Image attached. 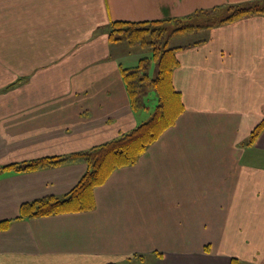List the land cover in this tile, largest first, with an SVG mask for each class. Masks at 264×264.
Here are the masks:
<instances>
[{
	"label": "crops",
	"instance_id": "0c3cea01",
	"mask_svg": "<svg viewBox=\"0 0 264 264\" xmlns=\"http://www.w3.org/2000/svg\"><path fill=\"white\" fill-rule=\"evenodd\" d=\"M258 1H0V165L87 150L150 117L155 93L133 106L122 76L143 54L98 26L211 15L174 36L192 40L170 45L175 120L94 188L93 208L19 218L22 203L66 194L84 161L2 171L0 221L10 222L0 229V264L138 255L153 264H264V128L248 143L264 118V13L218 23L228 6ZM155 72L152 63L146 73Z\"/></svg>",
	"mask_w": 264,
	"mask_h": 264
},
{
	"label": "trees",
	"instance_id": "16d2710c",
	"mask_svg": "<svg viewBox=\"0 0 264 264\" xmlns=\"http://www.w3.org/2000/svg\"><path fill=\"white\" fill-rule=\"evenodd\" d=\"M256 12L264 13V0L258 5L253 3L233 8V12L222 17L218 23ZM168 19L170 18L139 21L117 19L109 21V25L111 27L118 25L111 28L112 31H116L115 29L120 25H127V32H125L129 41L136 40L134 38L140 36L142 32L150 33L156 30L157 35L161 34V39L166 29L164 27L156 29L149 24ZM110 32L109 38L111 40L121 39L117 36L110 37ZM165 38L161 40H165ZM155 49L152 53V56L157 58V73L154 77H149L146 73L147 63H143L144 58H141L136 66L122 69L123 80L133 106L138 105L140 95H142L146 85L156 91L157 103L152 115L146 121L139 123L130 131L124 132L116 138L87 150L71 152L66 155H48L0 165L1 174L6 168L14 171H29L45 166H57L68 161H84L86 164L85 171L66 194L61 197L46 196L22 203L19 209V218L78 212L93 208L95 205L94 188L102 184L117 167L135 163L147 146L173 123L181 110V108L176 109L178 99L170 83L171 71L176 64V58L171 47ZM263 128L264 118L251 131L248 143H253ZM9 222V219L1 220L0 229H6ZM236 261L238 260L233 258L231 264H235Z\"/></svg>",
	"mask_w": 264,
	"mask_h": 264
},
{
	"label": "rangeland",
	"instance_id": "374dc122",
	"mask_svg": "<svg viewBox=\"0 0 264 264\" xmlns=\"http://www.w3.org/2000/svg\"><path fill=\"white\" fill-rule=\"evenodd\" d=\"M261 3H262V0L258 1V2H255L254 4L258 5V4H261ZM236 7H238V5L228 6L227 11H225L226 13L220 14L218 16V18L220 17L219 20L222 17H225L228 14H230L231 12H233V8H236ZM202 16H203V13L200 12V13H197V14L196 13L195 14H191V15L186 16V17H184V16L174 17V18H170V19H168L166 21L162 20V21L156 22L154 24H149L150 26H152L153 28H156V29H160V28L164 27L166 30L163 32L161 39L166 37L165 40H161L160 39L161 34L157 35V33H156L157 30H156L155 32H150V33L149 32H142V33H140V36L134 38L136 40L129 41L127 39L128 37H126V34H127L126 33L127 32L126 28L128 27L127 25H120L117 29H115L116 31H112L111 28L116 27L118 25H114V26L111 27L108 24H106V25L104 24V25L98 26L95 31H96V33H100L102 31L108 29V32H110V29H111L110 37H114V36L120 37L121 39H119V40H124L125 42H128V43H126L124 45L125 47H129L130 46L132 48V46H133L134 49L141 51V53L143 54V57H141V58H144L143 63H147L145 69H147V67L149 69L151 64L154 63V66L156 67V72H155L154 75H156V73H157V65H156L157 62H156V59L157 58L153 57V56L152 57H147V55L153 53L154 50H156L155 48H158V49H160V48H168V47H170L171 44L175 45V44H178V43H182L184 41L192 40V38H193L192 35H189V37H186L183 40H179L178 39L179 37H177L175 39L174 36H176V35H178L180 33H185L187 30L193 29L195 26H198L201 21H202V23H205L206 22V18H210L211 17L210 14L207 15V16H204V17H202ZM243 16H245V15H243ZM239 17H242V16H239ZM114 20H116V19H114ZM223 22H225V21H223ZM113 41H118V40H113ZM171 47H173V46H171ZM128 68H130V67H128ZM14 83L15 82H12L9 85H14ZM0 85H2L1 84V80H0ZM151 90L154 93L156 92L154 88L152 89L150 86H147V88L145 90V95H144V92H143L142 95H140V99L142 98V96H144L143 100L149 99L150 97L152 98ZM147 93H149V94H147ZM154 102L152 104L151 99L149 101V107H148V115L149 116L152 115V113H153V111L155 109L156 105L154 104ZM156 103H157V97H156ZM149 116H147V117H149ZM120 264H153V261H152V258L150 256L145 255L143 257V256L138 255L137 259H132V260H129V261L124 259L123 261L120 262ZM235 264H245V263H243L241 261H236Z\"/></svg>",
	"mask_w": 264,
	"mask_h": 264
}]
</instances>
